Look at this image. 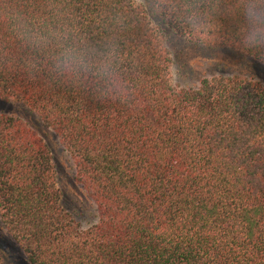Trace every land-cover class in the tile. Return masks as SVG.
<instances>
[{
	"label": "trees",
	"instance_id": "obj_1",
	"mask_svg": "<svg viewBox=\"0 0 264 264\" xmlns=\"http://www.w3.org/2000/svg\"><path fill=\"white\" fill-rule=\"evenodd\" d=\"M102 2L78 0L86 13ZM158 40L140 24L126 36L143 45L132 106L0 72V100L54 134L98 212L83 228L49 144L0 114V220L28 264H264V86L235 75L177 87Z\"/></svg>",
	"mask_w": 264,
	"mask_h": 264
},
{
	"label": "clouds",
	"instance_id": "obj_2",
	"mask_svg": "<svg viewBox=\"0 0 264 264\" xmlns=\"http://www.w3.org/2000/svg\"><path fill=\"white\" fill-rule=\"evenodd\" d=\"M136 24L179 55L166 66L174 78L223 57L225 44L243 55L238 68L264 63V0H103L87 13L78 0H0V72L132 106L143 45L126 36Z\"/></svg>",
	"mask_w": 264,
	"mask_h": 264
},
{
	"label": "rangeland",
	"instance_id": "obj_3",
	"mask_svg": "<svg viewBox=\"0 0 264 264\" xmlns=\"http://www.w3.org/2000/svg\"><path fill=\"white\" fill-rule=\"evenodd\" d=\"M224 56L215 61L205 60L195 65L185 64L180 78L173 77L177 87H197L202 79L213 76L244 75L249 79L261 82L264 86V66L253 62L248 68L241 69L236 65L243 59L241 53L224 50ZM173 62H180L179 55L172 56ZM0 114L12 115L26 121L49 144L54 156L59 188L63 195L62 204L66 211L72 213L83 228L94 226L98 220L95 205L88 198L75 180V169L69 157L63 151L57 138L46 130L37 116L25 105L7 103L0 100ZM0 258L4 264H28L27 260L0 220Z\"/></svg>",
	"mask_w": 264,
	"mask_h": 264
}]
</instances>
